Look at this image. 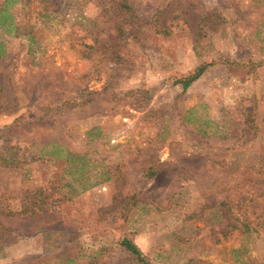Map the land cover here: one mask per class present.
Instances as JSON below:
<instances>
[{"label":"rangeland","instance_id":"rangeland-1","mask_svg":"<svg viewBox=\"0 0 264 264\" xmlns=\"http://www.w3.org/2000/svg\"><path fill=\"white\" fill-rule=\"evenodd\" d=\"M122 238L264 264V0H0V264Z\"/></svg>","mask_w":264,"mask_h":264},{"label":"trees","instance_id":"trees-1","mask_svg":"<svg viewBox=\"0 0 264 264\" xmlns=\"http://www.w3.org/2000/svg\"><path fill=\"white\" fill-rule=\"evenodd\" d=\"M4 1H9V0H4ZM11 2V1H10ZM198 73H195L193 75H191L190 77L188 78H185L183 80H181V83H182V88H185L189 85V83L195 79L197 77ZM9 163H12L9 161ZM8 163V164H9ZM14 165H16V163H12ZM17 213H22L20 211H17ZM119 245L127 252H129L132 256V258L138 263V264H149L145 259L144 257L142 256L140 250L138 249V247L133 243L131 242L130 240H128L127 238H122L120 241H119ZM72 260L67 258V259H64V262H66L67 264H70L69 262H71ZM65 264V263H64Z\"/></svg>","mask_w":264,"mask_h":264}]
</instances>
